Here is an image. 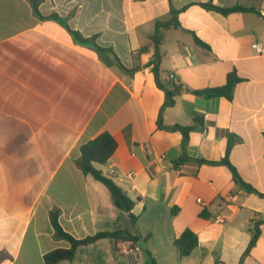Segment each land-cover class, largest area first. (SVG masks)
<instances>
[{
	"label": "crops",
	"instance_id": "crops-1",
	"mask_svg": "<svg viewBox=\"0 0 264 264\" xmlns=\"http://www.w3.org/2000/svg\"><path fill=\"white\" fill-rule=\"evenodd\" d=\"M209 2L255 11L223 15L202 7ZM39 12L30 0H0V264H46L47 253L69 248L56 236L54 213L77 239L138 235L141 260L264 264V223L244 255L264 220V196L247 192L220 163L234 134L230 162L264 193V54L253 47L264 46V0H45ZM158 21L166 25L157 48ZM115 55L137 70H123ZM155 62L163 82L175 75L187 88L161 116L164 127L195 126L187 160L183 134L159 126L166 96ZM233 70L243 81L232 100L191 92L223 86ZM103 133L118 146L96 167L134 201L136 226L78 165L82 145ZM187 229L198 246L181 259L174 239ZM117 241L82 246L58 264H96Z\"/></svg>",
	"mask_w": 264,
	"mask_h": 264
},
{
	"label": "trees",
	"instance_id": "trees-1",
	"mask_svg": "<svg viewBox=\"0 0 264 264\" xmlns=\"http://www.w3.org/2000/svg\"><path fill=\"white\" fill-rule=\"evenodd\" d=\"M32 4L34 5L35 12L41 16L39 12V6L42 2L45 0H30ZM202 7L209 11H214L221 13L223 15H228L232 12H252L255 11L254 8H246L241 6H236L232 8H223L217 5H214L213 3H201ZM179 11H176L174 8L171 9L172 15H174V22L175 21V15ZM166 24L162 23L161 21L157 22V28L156 32L153 35V42L158 48L161 40H162V33H161V27H164ZM174 25H177V23H174ZM77 37L81 40H86L82 36H80L77 32H75ZM196 41L200 44H203L205 46V43H203L199 38L196 37ZM97 49L100 53L106 52V51H112L110 49H105L102 47L97 46ZM113 52V51H112ZM116 56V55H115ZM116 60L119 64V66L129 72H134L137 70V67L133 69H127L117 58ZM154 73H155V79L156 84L158 88L163 90L165 92V102L160 110V116H159V126L160 128H165L172 131H180L183 134V141H182V149H183V160L189 159L186 155L187 146L190 140V132L195 129V126H181V125H175L173 127H164L162 124V113L167 107L173 106L176 102V97L184 93V91L187 90V88H184L181 83L176 84L174 80L170 79L166 82H163L160 77V66L157 62L154 63ZM243 81V78H241L235 70L231 71L227 75L226 83L223 86L218 87H209L202 90H191V92L197 96H202L205 98H216V97H225L229 100H232L234 98V92L237 84ZM203 118V117H202ZM199 117L196 118V122H198ZM239 138L235 136L234 134H230L228 138V145L227 150L224 158L220 163L228 166L233 174L234 181L240 185L243 189H245L249 193H257L261 196H264V193L259 192L254 187L246 183L241 175L239 174L236 167L230 162L229 156L230 152L233 148V146L238 142ZM117 142L114 139L112 135L109 133H103L96 137L93 140H90L86 143H84L81 147V157L78 160V165L80 168L86 173L91 174L96 180L102 182L106 187L109 189L112 195L113 203L116 207L126 210L129 213V216L131 218L132 223L136 226L137 223V216L133 213V207H134V201L130 199V197L126 194V192L123 190L121 186H119L112 178L107 177L104 175V173L96 167V164H106L110 158L113 156L117 149ZM194 161H197L199 163H215L213 161L205 160V159H192ZM204 217H207V214L203 213ZM264 223L263 221H256L253 228V235L251 238V241L246 249V252L244 255H247L250 253L251 249L256 245L258 238L261 235V229L260 225ZM52 225L55 230L56 236L60 239L66 240L70 243L69 248H58L55 250H52L51 252L47 253L44 257V260L46 264H58L61 261L64 260H73L76 257L78 248L82 246H88L90 244H93L101 239L109 238L117 241L118 239H134L135 241H138L139 236L138 235H132L130 233H126L123 231H115V232H98L94 235L87 236L85 238L77 239L74 236H72L70 233L66 232L63 227L61 226L59 222V214L54 213L52 215ZM174 245L177 249V252L180 256V258H184L188 255H190L198 246V236L194 231L191 229L185 230L179 237H176L174 239Z\"/></svg>",
	"mask_w": 264,
	"mask_h": 264
},
{
	"label": "built area",
	"instance_id": "built-area-1",
	"mask_svg": "<svg viewBox=\"0 0 264 264\" xmlns=\"http://www.w3.org/2000/svg\"><path fill=\"white\" fill-rule=\"evenodd\" d=\"M253 47L258 51L259 54H264V46L255 43ZM170 79L174 80L176 84H179L177 77L175 75H171ZM200 202H202L200 200ZM224 216L218 215L216 217V221L219 223H224ZM117 251L120 255L126 256L131 263L141 261V256L139 253V247L137 242L134 239H119L116 243Z\"/></svg>",
	"mask_w": 264,
	"mask_h": 264
},
{
	"label": "rangeland",
	"instance_id": "rangeland-1",
	"mask_svg": "<svg viewBox=\"0 0 264 264\" xmlns=\"http://www.w3.org/2000/svg\"><path fill=\"white\" fill-rule=\"evenodd\" d=\"M105 255L103 260L98 259L96 264H173L169 259L157 257L153 260L150 257L143 258L138 262L131 263L126 256L120 255L114 248L112 250L106 251L104 250ZM108 252V253H107ZM175 264V263H174Z\"/></svg>",
	"mask_w": 264,
	"mask_h": 264
}]
</instances>
